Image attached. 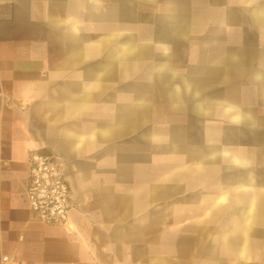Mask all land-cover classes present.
Here are the masks:
<instances>
[{
  "label": "crops",
  "instance_id": "crops-1",
  "mask_svg": "<svg viewBox=\"0 0 264 264\" xmlns=\"http://www.w3.org/2000/svg\"><path fill=\"white\" fill-rule=\"evenodd\" d=\"M57 157L72 208L28 206ZM264 264V0H0V264Z\"/></svg>",
  "mask_w": 264,
  "mask_h": 264
},
{
  "label": "built area",
  "instance_id": "built-area-1",
  "mask_svg": "<svg viewBox=\"0 0 264 264\" xmlns=\"http://www.w3.org/2000/svg\"><path fill=\"white\" fill-rule=\"evenodd\" d=\"M25 197L33 217L43 223L60 224L72 208L68 183L56 156L32 152L28 157V184ZM2 264H8L2 256Z\"/></svg>",
  "mask_w": 264,
  "mask_h": 264
}]
</instances>
